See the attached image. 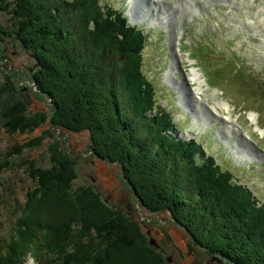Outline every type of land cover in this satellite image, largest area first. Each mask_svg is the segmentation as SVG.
I'll list each match as a JSON object with an SVG mask.
<instances>
[{"label": "trees", "instance_id": "trees-1", "mask_svg": "<svg viewBox=\"0 0 264 264\" xmlns=\"http://www.w3.org/2000/svg\"><path fill=\"white\" fill-rule=\"evenodd\" d=\"M39 9L52 15L55 12L53 26L40 25ZM0 11L9 15L11 25L10 30L7 27L8 31L3 29L0 33L26 48L22 35L38 39L32 41L31 48L41 47L42 53L30 49L39 66L29 76L36 90L48 100L53 99L54 106L55 98L66 101L62 86L72 91L70 103L74 108L69 103V117L53 120V124L49 120L51 127L87 134L91 153L116 166L120 164L124 177L132 181L133 165L142 203L153 213L170 216L192 245L202 247L217 263L264 264V202L249 187L238 183L230 171L222 169L195 139L175 138L172 132L178 129L173 117L167 109L157 106L153 85L142 70L147 44L142 27L128 24L123 9L103 4L102 0H0ZM58 32L65 37L59 38ZM118 51L123 54L121 59L113 58ZM116 60L120 62L117 64ZM12 82L10 95H15L19 109L10 113L4 101L0 103V117L9 134L31 130L36 119L28 115L27 99L18 96L23 88L18 84L20 80ZM56 83L61 85L60 91L54 90ZM3 90L1 84L0 101L6 96L1 94ZM110 111L114 119L110 118ZM106 124L113 141L103 135ZM113 125L117 126L114 130L120 133L118 136L113 135ZM133 130L134 153L128 135ZM21 148L22 145L13 146L7 151L8 157L21 155ZM52 153L47 166L27 160L37 187L25 193L24 203L14 208L17 233L2 236L0 264H24L28 257L39 264H112L110 250L115 242L127 253L123 260L114 256L119 262L114 261L116 264H169L148 242L138 223H134L135 227L115 212L113 217L101 221L87 219L88 214L80 211V215L63 223L64 240L71 241L67 235L71 228L79 234L81 240L73 242L78 251L69 253L62 249L58 261L52 258L50 254L58 248L47 243L44 234L34 231L47 227L39 218L37 204L44 200L53 183L78 173L69 149L54 146ZM140 157L145 158L141 165L135 163ZM8 162L6 154H1L0 172ZM145 164L154 167L147 172V179L142 178ZM90 236L98 242L93 241L97 247L88 241ZM80 253L90 262L80 260Z\"/></svg>", "mask_w": 264, "mask_h": 264}, {"label": "rangeland", "instance_id": "rangeland-1", "mask_svg": "<svg viewBox=\"0 0 264 264\" xmlns=\"http://www.w3.org/2000/svg\"><path fill=\"white\" fill-rule=\"evenodd\" d=\"M143 1L159 16L171 8L175 10L172 14L177 22L176 30L173 32L170 28L171 22L170 25L165 24L164 18L160 23H151V17H146L145 22H134L132 14L136 15L135 7H140ZM186 2H192L191 10H188ZM102 3L123 9L131 22L144 30L147 29L148 33L145 32L148 42L143 50V72L155 86L157 105L166 104L177 129L180 132L192 131L194 139L215 158L222 169L230 171L238 182L246 184L259 201L264 202V0H134L135 4L131 0H102ZM184 8L188 10L185 13ZM147 13H150L148 9ZM39 14L42 18L40 25H54L55 12L52 15L49 11L39 9ZM8 19L9 15L0 11V32L3 29H11L8 27H11ZM131 22L128 21V24L132 25ZM57 34L59 38L65 37L59 32ZM8 36L0 33V85L4 87L1 94L6 93L0 103L4 101L3 105L10 113L19 109L15 95H10V88L14 86L12 79L20 80L18 84L23 88L18 96L27 99L25 105L28 115L35 116L36 119L31 130L9 134L3 127L5 120L0 117V152L6 154L9 160L0 172V240L2 236L11 237L12 232L17 233H14V208L24 203L25 193L37 187L31 177L27 160L33 159L41 166H47L49 154H53L55 146L70 150L78 173L53 183L44 200L37 204L39 218L47 227L34 231L40 235L44 234L47 243L53 248H58L57 252L50 254L52 258L58 261L62 249L69 253L78 251L73 242L81 240L79 234L71 228L67 234L71 241L64 240L65 229L61 226L63 223L80 215V211L88 214L85 217L87 219L101 221L113 217L115 212V215L119 214L135 227L137 226L134 223H138L141 232H146L148 242L163 254L169 264H221L210 258L202 247L192 245L189 237L174 224L170 216L165 213H153L142 203L137 193L138 173L133 169V165L132 181L124 177L120 164L116 166L91 153L87 134L66 133L51 127L53 120L60 121L69 117L70 106L71 109L74 108L70 103L72 91L69 87L62 86V92L65 94L63 98H66V101L64 103V99L59 101L55 98L54 106L53 99L48 100L29 80L31 71L39 67L31 52L32 41L36 42L38 39L30 38L29 34L22 35L21 40L28 49L23 44L21 47L18 41ZM175 36L177 40L171 44L172 37ZM56 43L61 44L60 41ZM173 45L176 47V58L172 57ZM89 50L91 51L92 47H89ZM33 51L42 53V48ZM121 55L122 52L118 51L113 58L121 59ZM115 62L118 64L120 61ZM182 67L186 70L185 74ZM191 67L198 70L203 82L188 77V74L192 73ZM171 68V81H168L166 75ZM181 74L187 81L186 88L181 87L178 82ZM190 85H194L196 92L202 91V99L200 98L199 102L190 101ZM60 87L61 85L56 83L54 90L60 91ZM181 91L184 96H181ZM196 92L193 90L194 94ZM199 95L197 96L200 97ZM203 99L210 106L209 109L203 107ZM223 102L228 103L227 109L222 105ZM123 104L124 102L121 106L124 110ZM211 107L229 115L230 119H223V123L220 115L212 113ZM250 111L256 114L255 121L249 120ZM71 114H74L73 111ZM109 115L111 119L115 118L112 111ZM196 115L199 116V123L195 120ZM115 128L117 126L113 128V135L118 136L120 133L115 131ZM105 129L107 130L103 135L106 134L107 139L113 141L108 130L109 124L105 125ZM128 135L132 145L130 150L134 153L135 131ZM240 143L242 145H237ZM16 145H22L21 155L16 153L8 157L7 151ZM237 146H242L244 155L235 153L233 148L237 149ZM142 159L145 160L144 157H140V161L135 159V163L141 165ZM143 167L145 174L142 178L147 179V172L154 167L147 164ZM127 233L131 234L129 230ZM88 241L97 247L93 241L98 242L93 240L92 236ZM125 251L115 242L110 250L113 255L112 264L117 261L114 256L117 259H125ZM78 256L85 263L90 262L82 253ZM39 263L32 257H28L24 262Z\"/></svg>", "mask_w": 264, "mask_h": 264}, {"label": "bare ground", "instance_id": "bare-ground-1", "mask_svg": "<svg viewBox=\"0 0 264 264\" xmlns=\"http://www.w3.org/2000/svg\"><path fill=\"white\" fill-rule=\"evenodd\" d=\"M132 1V3L133 4H135L134 3V0H131ZM139 1V0H138ZM166 3V2H165ZM137 4V3H136ZM186 5H187V7H188V10H191V7H190V5H192V2H189V3H187L186 2ZM136 15L134 16L133 14H132V18H133V21L135 22V21H138V22H144V20H145V18L146 17H151V23H153V22H158V23H160L161 21H163V18L165 19V24H167V25H170V28H177V26H176V23L177 22H174V19H175V16L172 14V12H175V10H172V8L171 9H169V10H172V12L171 11H167L168 12V14H167V12L166 13H161V16H159V14L157 13V12H155V11H152V9L149 7V5L147 4V2H144L143 1V3L140 5V7H138V5H136ZM147 9H148V11L150 12L149 14L147 13ZM187 9H185L184 8V10L183 11H188ZM194 11V10H193ZM152 13H154V15L152 14ZM155 15H157L156 17H154ZM136 17V18H135ZM135 18V19H134ZM159 19H160V21H159ZM171 22V23H170ZM170 23V24H169ZM169 27V26H168ZM148 29H152V28H148ZM147 33H148V31H147V29L145 30ZM173 35H175V33L173 34ZM173 38V42H171V44H174L175 42H176V40H177V36H175V37H172ZM173 48H174V52H175V54H176V47L173 45ZM191 71H192V73L191 74H188V77L190 78V79H193V80H196V81H201V82H203V79L202 78H200L199 77V72H198V70L195 68V67H191ZM171 72H173V70H172V68L170 69V71H168L167 72V80L168 81H171V78H170V76H171ZM181 96H182V91H181ZM198 95V92H196V94H193V97H194V99H195V101L196 102H199V97L197 96ZM222 105L224 106V107H226V109L228 108V105H227V103L226 102H223L222 103ZM212 108V113L214 114V112L215 113H217L218 115H220L223 119H225V120H228V119H230V116L229 115H225L224 113H220L215 107H211ZM249 117H250V120H252V121H255V119H256V114L254 113V112H250L249 114ZM197 116V120H198V115H196ZM260 132H261V130H259ZM233 150L235 151V153H237V154H242V155H244L245 154V152L241 149V148H237V149H234L233 148Z\"/></svg>", "mask_w": 264, "mask_h": 264}, {"label": "water", "instance_id": "water-1", "mask_svg": "<svg viewBox=\"0 0 264 264\" xmlns=\"http://www.w3.org/2000/svg\"><path fill=\"white\" fill-rule=\"evenodd\" d=\"M177 134V133H176Z\"/></svg>", "mask_w": 264, "mask_h": 264}]
</instances>
